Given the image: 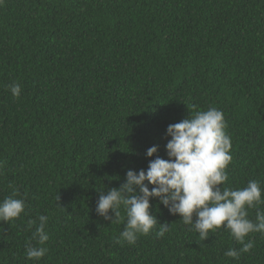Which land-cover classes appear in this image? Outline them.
Wrapping results in <instances>:
<instances>
[{"label": "trees", "instance_id": "16d2710c", "mask_svg": "<svg viewBox=\"0 0 264 264\" xmlns=\"http://www.w3.org/2000/svg\"><path fill=\"white\" fill-rule=\"evenodd\" d=\"M209 107L231 137L224 186L264 189V0H2L0 201L15 189L25 211L0 221V264H264V234L227 257L242 246L226 229L202 241L158 198L157 225L133 245L115 243L124 223L95 211L127 170L168 159L167 125ZM39 215L48 252L30 261Z\"/></svg>", "mask_w": 264, "mask_h": 264}, {"label": "clouds", "instance_id": "9594fccd", "mask_svg": "<svg viewBox=\"0 0 264 264\" xmlns=\"http://www.w3.org/2000/svg\"><path fill=\"white\" fill-rule=\"evenodd\" d=\"M9 90L13 97L21 94L18 83L11 84ZM226 128L222 111L215 107L196 110L179 122L167 125L168 159L156 155L148 161L146 170H127L125 182L119 188H110L106 194L99 195L97 215L111 223H124L119 236L114 237L115 243L133 245L140 235L149 234L158 223L149 211L150 198H158L170 214H178L202 241L217 229H226L242 247L229 248L225 256L238 260L241 253L253 249L254 241H246V237L250 233L264 234V210L260 207L264 205V189L257 180H249L245 187L238 189L224 186L228 181L226 169L232 160L231 137ZM157 152L158 146L153 145L147 148L145 156L153 157ZM17 195L18 191L13 189L12 195L0 201V221L8 223L25 211V201L15 198ZM122 206L126 214L124 220L120 213ZM252 209L255 210L254 220L249 218ZM109 210L113 215H109ZM48 219L47 215H39L38 223L36 220L28 222L30 228L36 225L32 233L36 243L26 242L27 260L38 261L48 252L44 247L49 240L45 231ZM159 224L155 235L163 237L170 230V224Z\"/></svg>", "mask_w": 264, "mask_h": 264}]
</instances>
